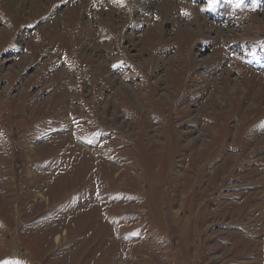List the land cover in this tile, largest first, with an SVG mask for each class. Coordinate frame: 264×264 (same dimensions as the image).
I'll return each mask as SVG.
<instances>
[{
	"label": "rangeland",
	"instance_id": "374dc122",
	"mask_svg": "<svg viewBox=\"0 0 264 264\" xmlns=\"http://www.w3.org/2000/svg\"><path fill=\"white\" fill-rule=\"evenodd\" d=\"M8 1L0 264H264V0Z\"/></svg>",
	"mask_w": 264,
	"mask_h": 264
},
{
	"label": "bare ground",
	"instance_id": "6f19581e",
	"mask_svg": "<svg viewBox=\"0 0 264 264\" xmlns=\"http://www.w3.org/2000/svg\"><path fill=\"white\" fill-rule=\"evenodd\" d=\"M148 1V2H147ZM144 0V2L147 4V7L149 8V7H153V9H155V8H159L161 5L164 7V8H170L172 5H173V2H171L172 0H165V2L164 3H162V1L163 0H161V2H160V0ZM9 2V5H10V7L12 8H21V10L24 8V5H25V2H26V0H9L8 1ZM143 2V3H144ZM34 3L36 4V2H35V0H34ZM161 10V9H160ZM170 10H172V9H170ZM221 10V9H220ZM167 11V10H166ZM190 21V20H189ZM179 23V22H178ZM187 24V23H186ZM185 24V25H186ZM201 26V25H200ZM219 32L220 31H216L215 33H217V34H219ZM215 36V35H214ZM213 38V37H212ZM200 64V63H199ZM56 239H57V237H56Z\"/></svg>",
	"mask_w": 264,
	"mask_h": 264
}]
</instances>
